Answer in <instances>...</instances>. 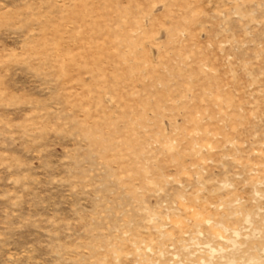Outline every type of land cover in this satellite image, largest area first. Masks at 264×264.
<instances>
[{
  "label": "rangeland",
  "instance_id": "obj_1",
  "mask_svg": "<svg viewBox=\"0 0 264 264\" xmlns=\"http://www.w3.org/2000/svg\"><path fill=\"white\" fill-rule=\"evenodd\" d=\"M0 264H264V0H0Z\"/></svg>",
  "mask_w": 264,
  "mask_h": 264
}]
</instances>
